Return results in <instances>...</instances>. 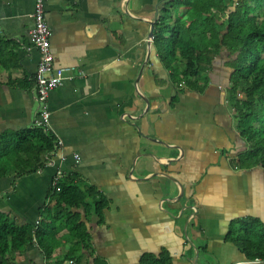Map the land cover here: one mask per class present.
<instances>
[{"label": "crops", "instance_id": "crops-1", "mask_svg": "<svg viewBox=\"0 0 264 264\" xmlns=\"http://www.w3.org/2000/svg\"><path fill=\"white\" fill-rule=\"evenodd\" d=\"M166 1L46 0L55 65L69 68L47 100L61 146L34 172L0 165V211L38 224L57 171L108 204L102 217L99 196L78 209L88 247L71 250L62 229L51 255L35 238L0 264H144L165 251L172 264H264V167L238 165L249 145L228 102L232 58L224 49L202 90L182 89L149 44ZM34 11L0 0V136L37 126Z\"/></svg>", "mask_w": 264, "mask_h": 264}, {"label": "trees", "instance_id": "trees-1", "mask_svg": "<svg viewBox=\"0 0 264 264\" xmlns=\"http://www.w3.org/2000/svg\"><path fill=\"white\" fill-rule=\"evenodd\" d=\"M254 5L264 10L262 0H167L153 38L171 78L182 89L202 90L213 61L227 49L233 68L228 102L249 145L238 157L240 167H264V16L252 13ZM56 144L54 134L39 126L7 132L0 136V165L19 167L18 175L37 171ZM76 177L64 175L61 190L52 188L50 203L41 210L36 225L18 224L0 211V255L20 251L35 238L51 255L58 245L56 234L62 229L75 239L71 250L89 246V234L78 209L88 211L89 198L99 196L94 210L102 217L108 201ZM143 263L172 264L167 251L158 257L145 255Z\"/></svg>", "mask_w": 264, "mask_h": 264}, {"label": "built area", "instance_id": "built-area-1", "mask_svg": "<svg viewBox=\"0 0 264 264\" xmlns=\"http://www.w3.org/2000/svg\"><path fill=\"white\" fill-rule=\"evenodd\" d=\"M34 27L30 32V43L26 46L29 51L37 50L40 56L37 72L35 75L34 92L39 103V113L36 125L42 127L46 133L51 131V112L47 106V100L50 92L59 86L65 77L67 67L55 65V57L51 50V28L47 19L46 0H34ZM151 37H149V42ZM61 146V140L57 139V144L51 152L45 155L44 167L53 163L52 157ZM64 174L57 171L52 177V188L61 190L60 182Z\"/></svg>", "mask_w": 264, "mask_h": 264}, {"label": "rangeland", "instance_id": "rangeland-1", "mask_svg": "<svg viewBox=\"0 0 264 264\" xmlns=\"http://www.w3.org/2000/svg\"><path fill=\"white\" fill-rule=\"evenodd\" d=\"M264 0H262V2H263ZM263 9V8H262ZM262 9H260L259 7H257V6H253V10H252V13L253 14H255V15H260V16H264V10H262Z\"/></svg>", "mask_w": 264, "mask_h": 264}, {"label": "water", "instance_id": "water-1", "mask_svg": "<svg viewBox=\"0 0 264 264\" xmlns=\"http://www.w3.org/2000/svg\"><path fill=\"white\" fill-rule=\"evenodd\" d=\"M158 20V18H155L154 22H152V25H151V30H150V37H151V40L149 42L150 45H152V42H153V38H154V30H155V23L156 21Z\"/></svg>", "mask_w": 264, "mask_h": 264}]
</instances>
